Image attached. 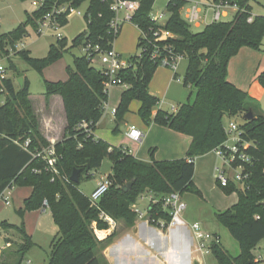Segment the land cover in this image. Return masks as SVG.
I'll use <instances>...</instances> for the list:
<instances>
[{"label":"trees","instance_id":"1","mask_svg":"<svg viewBox=\"0 0 264 264\" xmlns=\"http://www.w3.org/2000/svg\"><path fill=\"white\" fill-rule=\"evenodd\" d=\"M66 1L78 7L85 0ZM154 1L139 0V7L131 19L139 30L136 45L139 53L131 56L116 73L118 84L125 86L115 107V130L131 101L138 100L137 112L146 124L154 122L190 136L184 158L143 161L125 147L113 146L94 135L104 113L103 106L108 101L109 91L104 85L108 77L83 53L74 57L72 66L66 67L67 80L45 81V99L60 96L65 115L63 136L54 144L40 131V120L29 97V81L23 78L22 88L10 77L3 81L0 91V195L7 187L28 185L31 193L24 200L26 210L43 209V201H47L46 209L57 231L50 243L46 264H108L101 252L115 232L99 240L93 224L99 230L108 228L99 217L103 211L116 222L122 221L127 228L133 226L136 215L130 205L145 191L157 196L187 191L202 196L193 182L194 158L223 144L226 139L224 117L241 116L247 111H252L254 118L243 120L239 127L243 130L242 137L255 143V147L248 149L254 159L251 175L244 189L232 182L221 187L226 194L236 191L238 199L229 208L214 214L216 222L226 227L238 243L239 252L231 254L220 240L213 242L210 248L217 264L257 263L254 249L264 238V211L260 203L264 197V114L257 112L258 105L247 92L228 80L227 72L230 58L240 48L261 49L264 14L254 15L248 22L252 0H207L208 3L236 5L237 9L230 20L212 21L201 30L193 31L181 15L184 0H167L165 10L168 16L163 24L154 22L150 16ZM53 4L54 0H45L41 7L27 14L26 22L9 32L0 33V57L6 55L10 69H15L8 54L10 49L12 55L16 54L40 72L66 50V38L62 36L56 37V42L50 44L47 56L42 59L31 57L26 49H14V45L27 35V26L37 29L38 21ZM110 4L111 0H88L85 12L87 30L74 36L71 47L91 44L98 46L99 50L112 48L119 33L114 34L109 28L114 15ZM67 21L66 13L57 18L59 27ZM160 30L168 31L170 35L158 39L155 33ZM176 56L187 59L182 84L189 86V98L193 95V100L179 104L170 112L158 109L151 120L152 110L159 99L149 91V83L156 69L163 66L162 60ZM263 79L264 72L259 75L264 84ZM26 140L29 142L25 146ZM50 146L57 157L51 166L37 155ZM104 158L111 161V172L107 175L110 184L94 206L78 185L82 176L90 178V172L99 168ZM74 169L80 170L77 183L69 180ZM128 184L127 190H123ZM150 213L154 218L168 217L159 204L154 205ZM256 215L260 218H255ZM0 225L13 228L22 236L19 252L24 253L33 245L23 226L6 221ZM0 264L23 263L1 261Z\"/></svg>","mask_w":264,"mask_h":264},{"label":"rangeland","instance_id":"2","mask_svg":"<svg viewBox=\"0 0 264 264\" xmlns=\"http://www.w3.org/2000/svg\"><path fill=\"white\" fill-rule=\"evenodd\" d=\"M33 1L34 0H0V33L9 32L15 29L19 24L26 22L27 14H31L36 9V7L33 6ZM191 1L196 2L200 8L201 21H199L198 25L194 23H189V25L191 30L199 31L212 21L213 8L209 5L207 0ZM166 2L167 0H155L151 9V13L154 15L164 13V17L160 22H165L168 16L165 10ZM251 5V14H260L264 12V0H252ZM87 7L88 0H85L76 8V10L80 11V14L71 13L68 16L66 24L61 27H42L39 34L36 32V29L34 30L32 27L27 26V35L18 42L19 44L23 43L25 45V49L28 50L29 55L33 58L42 59L47 56L50 44L56 42L57 33L66 38V50L63 52L62 56L43 68L41 72L29 66L16 54L12 55L11 51H9L8 54L12 57L15 69L9 68L6 55L0 57V62L7 68V75L15 84H17L16 80L20 77L26 78L29 81V96L34 106L40 109V111H46L47 107L52 109L56 117V127H61L64 121L61 114L62 106L60 102L58 103V100L55 99L49 104L50 97L48 100H44L45 81L67 80L68 74L66 72V67L72 66L74 57L81 56L82 49L80 47H71V44L74 36L86 32L87 30L85 19ZM225 9L229 10V16L221 17L220 21H227L232 18L233 7H225ZM181 15L184 17V9L181 10ZM138 36L139 30L137 27L133 23H125L113 43L114 49L120 54L125 64L128 63V59L131 56L139 53L136 47ZM244 63L250 65V68L257 71L258 74L264 71V35L260 50H253L251 54H239V56L232 57L229 61L228 70L230 68L232 74L244 78L241 70ZM94 66L96 67V65ZM186 67L187 59L179 58L175 64V68L159 66L156 69L150 81V87L152 92L159 97V103L152 110L150 116L151 120L154 118L158 109L170 112L175 110L179 104L187 100L190 102L193 100V95L189 98V86H184L182 84ZM245 77L249 79L250 74L248 73V76L245 75ZM123 86L124 85L121 84H115L110 87L109 99L107 102L108 108L97 124L95 136L109 142L113 146H123L126 149H131V146L138 142L131 141L126 136L128 126L135 125L144 130L146 123L137 112L139 101L133 100L129 105L128 111L124 114L122 122L115 130L116 123L111 108H114V106L118 104L120 98L118 89H122ZM57 98L59 99L58 96ZM0 101H2V95H0ZM259 105L264 114V95L262 100L259 101ZM172 107L174 109H172ZM41 114V112L38 114L40 119H42ZM231 119L238 123L243 121L242 115L235 116ZM228 122L229 119L224 117L223 126L226 127ZM216 162L221 165V160L218 157H216ZM110 172L111 161L108 158H104L100 167L90 172V178L86 179L82 176L78 185L79 189L86 196H89L96 180L99 177L107 176ZM204 188L206 194H204V196H198L188 191L182 194V200L185 203L182 216L186 217L189 224L198 222L203 229L216 232L219 235L222 245H224L231 254L236 255L239 252L238 243L232 238L227 228L215 220L214 213L217 211V208L216 205L212 203V198H214V195H217V193L214 188L206 186ZM30 193L31 187L28 185H13V187L9 188L5 193V195L10 196V204L6 205L4 200L0 198V222L6 221L9 224L23 226L33 242V245L26 252H19L18 247L23 241L22 236L15 229L3 228L0 225V262L16 263L21 261L23 264H26V261H30V264H46L48 261L50 243L56 234L57 228L47 209L44 211H42V208L25 209L24 200ZM232 196L235 197L236 193L232 194ZM117 223L119 229L125 228L122 221ZM6 239H8L7 241L9 242H6ZM192 249H194V242H192ZM263 252L264 238L254 249L255 254ZM193 254L200 264H217L215 258L209 251L203 254L193 251ZM256 264H264V261L257 262Z\"/></svg>","mask_w":264,"mask_h":264},{"label":"built area","instance_id":"3","mask_svg":"<svg viewBox=\"0 0 264 264\" xmlns=\"http://www.w3.org/2000/svg\"><path fill=\"white\" fill-rule=\"evenodd\" d=\"M185 5L182 7L185 11L184 18L188 23H194L198 25L201 21V10L198 7L196 2L191 0H184ZM45 0H34L33 6L38 9L43 5ZM213 8L212 21H219L221 17L226 15L225 7H234L237 9L236 5H229L228 3H209ZM139 7V0H111L110 9L113 12V17L109 21V28L114 34L119 33L122 26L125 23H131L132 16L134 12ZM77 7L72 6L69 1L66 0H54V4L48 13H46L41 20L38 21V26L36 32L39 34L42 30V27L45 28H57L58 22L57 18L65 14L69 16L71 13L80 14V11L76 10ZM181 9V10H182ZM151 18L154 22L163 24L160 22L164 17V13H159L154 15L151 13ZM254 15L251 14L248 16L247 21L251 22ZM158 36V39H165L170 34L168 31L160 30L155 33ZM56 37H61L60 34H56ZM15 50L25 49L23 43L19 44L17 42L14 45ZM82 53L89 57L91 63L96 65V67L102 70L105 75L108 77L105 82V88L110 89L112 85L118 84L119 80L116 78L117 71L125 66L124 60L121 59L120 54L112 48L107 50H99L98 46H93L87 44L81 47ZM12 52V49H10ZM180 56L173 57L170 60L163 59L162 65L168 66L170 68H175V64ZM7 76V68L0 62V91L3 89V81ZM125 86V85H124ZM107 103L104 104L103 110L107 109ZM172 109H174L172 107ZM111 112L114 115L115 108H111ZM104 114V113H103ZM233 118V117H232ZM229 122L224 131L226 134V139L223 144L216 148L214 152L221 160V165L215 169V178L220 187H226L229 183H235L239 189H244L245 182L249 179L251 172L250 167L253 164V156L250 155L248 149L255 147V143L249 140H246L242 137L243 130L239 127L240 123L228 118ZM81 126H85V123H81ZM95 135V132H94ZM126 136L134 142H139L142 139V131L135 125L128 126L126 131ZM29 140L24 142L26 146ZM128 150V149H127ZM129 151V150H128ZM130 152V151H129ZM38 156H42L44 160L51 166L55 163L57 157L55 155L54 148L52 146L43 149ZM264 171V163H263ZM110 181L107 176L103 177L96 187L90 192L88 196L91 205L96 206L99 198L107 191ZM11 187H7L0 195V198L4 200V203L10 204V196L5 195L6 191ZM181 194L178 192H170L162 196H157L151 191H145L138 195L136 200L130 205L131 210L135 213L136 218L145 221L147 224L151 225L160 230H167L178 225H185L183 220V211L185 209V203L181 199ZM261 205L264 211V197L261 199ZM159 204L163 211L167 213V218H154L151 216L150 210L154 205ZM43 205L46 210L48 203L46 200L43 201ZM100 219L105 221L110 229H116L117 222L113 220L109 215L101 211L99 213ZM255 218H260L259 215H256ZM95 224V223H94ZM190 231L192 233V239L194 242L193 251L199 252L201 254L209 251L211 253V244L213 242H218L220 240L215 233L209 232L202 228L200 223L194 222L190 224ZM99 229L94 226V233L96 237L101 240L99 236ZM256 262L264 261V252L257 253L254 256ZM26 264H30V261H26Z\"/></svg>","mask_w":264,"mask_h":264},{"label":"crops","instance_id":"4","mask_svg":"<svg viewBox=\"0 0 264 264\" xmlns=\"http://www.w3.org/2000/svg\"><path fill=\"white\" fill-rule=\"evenodd\" d=\"M235 11L236 9L233 7L232 17ZM263 14L264 12L253 15ZM227 16H229V10H226V15L223 17ZM253 50L255 49L242 47L235 56H239V54H251ZM241 70L245 79L241 76L232 74L230 68L227 72V78L235 86L247 92V94L257 103V112L263 114L262 109L259 107V101L262 100L264 95V87L263 83L259 80V75L264 71L258 74L257 71L251 69L250 65L246 63L242 65ZM248 73L250 74V78L246 79L245 75L248 76ZM123 88L118 89L119 95ZM149 91L157 96L152 92L150 83ZM57 96L58 95L50 96L48 103L50 104L54 99L58 100V103L60 102L62 106L61 114L64 118L61 127L55 126L56 117L52 109L47 107L46 111H40V109L36 108L33 104L37 115L40 112L42 113V119L39 118L40 131L51 144H54L62 138L66 124L62 100L60 96H58L59 99ZM116 106L117 105H115L114 108ZM140 130L143 133L141 141L133 144L131 149H128L136 158L143 161H150L152 159L174 160L185 157L191 142L190 136L174 131L165 126L158 125L154 122L146 124L145 129ZM216 157L218 156L211 151L194 158L193 182L203 196L205 194V186L214 188L217 195H214V198H212V203L216 205L217 211H223L237 202L238 195L236 191L226 194L223 189L218 186L219 184L215 178V169L220 165L216 162ZM102 178L103 177H99L96 180L93 189ZM234 193H236L235 197L232 196ZM180 196L182 199V194ZM42 211L44 210L42 209ZM182 218L186 223L185 225H178L167 230H160L152 227L138 218L135 219L134 225L129 228L125 226V228L119 229L118 226H116L117 229L107 228L99 230L100 232L98 234L102 239L107 237L113 231L115 232L114 237L109 245L102 251V254L108 264H200L196 259V256L193 254V239L190 231V224L187 222L188 220L185 216ZM93 226H95V224H93ZM212 233L217 234L216 232Z\"/></svg>","mask_w":264,"mask_h":264},{"label":"water","instance_id":"5","mask_svg":"<svg viewBox=\"0 0 264 264\" xmlns=\"http://www.w3.org/2000/svg\"><path fill=\"white\" fill-rule=\"evenodd\" d=\"M17 85L22 88L23 86V78L20 77L16 80ZM254 118V115L252 113V111H247L246 113L242 114V119L244 121H249L252 120ZM79 174H80V170L79 169H74L69 177V180L73 183H77L79 181ZM128 186H130V184L125 185L123 187V190H127Z\"/></svg>","mask_w":264,"mask_h":264}]
</instances>
